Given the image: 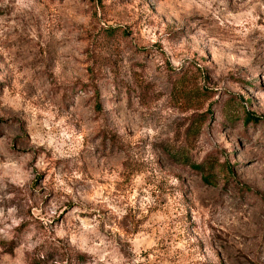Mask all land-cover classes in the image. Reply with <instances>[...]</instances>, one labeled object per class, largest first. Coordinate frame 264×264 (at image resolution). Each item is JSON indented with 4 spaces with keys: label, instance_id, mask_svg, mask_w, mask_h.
Segmentation results:
<instances>
[{
    "label": "rangeland",
    "instance_id": "obj_1",
    "mask_svg": "<svg viewBox=\"0 0 264 264\" xmlns=\"http://www.w3.org/2000/svg\"><path fill=\"white\" fill-rule=\"evenodd\" d=\"M0 264H264V0H0Z\"/></svg>",
    "mask_w": 264,
    "mask_h": 264
},
{
    "label": "trees",
    "instance_id": "obj_2",
    "mask_svg": "<svg viewBox=\"0 0 264 264\" xmlns=\"http://www.w3.org/2000/svg\"><path fill=\"white\" fill-rule=\"evenodd\" d=\"M195 166H197V167H199V168H201V170H202V177H203V179H206V180H208V175H207V173H205V169L203 168V166H201V164H197V165H195ZM201 166V167H200Z\"/></svg>",
    "mask_w": 264,
    "mask_h": 264
},
{
    "label": "clouds",
    "instance_id": "obj_3",
    "mask_svg": "<svg viewBox=\"0 0 264 264\" xmlns=\"http://www.w3.org/2000/svg\"><path fill=\"white\" fill-rule=\"evenodd\" d=\"M249 15L251 16V13H249ZM252 19H256V18L252 17ZM149 131H151V129ZM101 243H103V241H101ZM105 255H107V253H105Z\"/></svg>",
    "mask_w": 264,
    "mask_h": 264
}]
</instances>
